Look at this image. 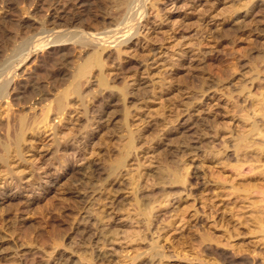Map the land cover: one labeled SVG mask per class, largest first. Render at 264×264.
Instances as JSON below:
<instances>
[{"label":"rangeland","instance_id":"1","mask_svg":"<svg viewBox=\"0 0 264 264\" xmlns=\"http://www.w3.org/2000/svg\"><path fill=\"white\" fill-rule=\"evenodd\" d=\"M114 1L92 0L88 12L77 0H0V71L17 74L0 108L37 122L22 158L0 164V264H264V0H151L129 26L138 35L109 58L97 47L102 68L42 125L46 103L93 52L50 45L18 65L15 49L63 25L96 38ZM74 14L79 23L50 25ZM31 80L47 99L37 108L15 100ZM253 125L261 135L239 141ZM129 138L135 149L114 172ZM175 152L186 181L162 183ZM136 199L148 200L149 230ZM154 244L161 258L148 254Z\"/></svg>","mask_w":264,"mask_h":264},{"label":"bare ground","instance_id":"2","mask_svg":"<svg viewBox=\"0 0 264 264\" xmlns=\"http://www.w3.org/2000/svg\"><path fill=\"white\" fill-rule=\"evenodd\" d=\"M148 2H151V0H115L114 6H110V7L108 6L109 7L108 10H106L107 12L105 13V15H103L102 22H103L105 28H104L103 33L99 34V36H97L96 38H92V37L91 38H85V36L84 37L82 36V34L84 33L82 30H79V29L70 30L67 27V25H63V27H65V28L61 29L59 31H51V30L49 31L48 29H45V28L42 29L38 33L41 37H40V40L37 41L38 42L37 45L33 46L34 42L30 43L28 41V39H25L24 42L22 43V45H20V47H17L15 49L16 50L15 56H20V61L16 62L18 65L25 62L33 53H35L37 51H42L46 47L48 48V46H50V45H51L50 48H54L56 50H58V49L63 50V48L65 46H67L69 43H73V44L78 45L82 48H88L91 52H93L90 55V57L88 58V60L83 65H81L76 70V72L73 73V75L70 76L71 79L69 78L70 79L69 85L65 89H63L62 91H59L58 94L55 96V99L53 101H49V103H46L45 106L48 109H47V112L44 116L43 121H41L42 125L46 126L48 124V119H49V115H50L52 108H56V110L60 114H63L65 112V109L69 106L70 97L72 95H76L78 97H81V87H82L83 80L84 79H86V80L90 79L91 72L95 66H99L101 68L103 66V62H102V54L103 53L102 52L107 51L105 56L107 58H109L110 52H108V50H110L111 48H114L119 53L121 46H123L125 43L131 41V39L135 35H138L137 30H134L133 28H130L129 26H136L140 23V20L144 16V12H145V9L147 7L146 5ZM91 4H92V0H77V3H76L78 8H81V9L85 8L88 12L90 10L88 8L91 7ZM152 6L154 7V4H152ZM98 7L104 8L103 6L102 7L98 6ZM77 10H79V9H77ZM121 20H122V23H118ZM27 21H29V20H27ZM80 21H81V18H79V15L78 16L75 15V16H73L71 18H67V19H65V17L62 15H58V16H53V18L50 21V25L51 24H60L63 22H65L67 24H74V23H79ZM28 23L26 21L25 22L17 21L16 24L19 27V29L24 31V30L29 29L33 26V24H28ZM123 23H128V25L126 27L127 28L126 32L115 33L116 28L115 29L109 28L112 25L117 26V24H118V26H120ZM99 46L106 47V49L104 48L105 50H103L101 52L97 48ZM57 57L58 58H56V60L60 61L61 64H64L65 56L60 55ZM101 75H102V77H101L100 82H101L102 86H107L108 81H107V78L103 75V70H102ZM16 76H17V74L12 75L11 68H9V69L5 68V69L0 71V99L9 100L13 97L12 96L13 94L11 91H14V88L11 87V84H12V81L16 79ZM32 80L29 82V86L26 89H24L23 92L18 93L15 96V100L18 102V104L22 105L23 107L26 105H29L30 108H37L35 105L37 103V102H35V98L38 96H41L39 98H41L42 101H47V99L46 98L44 99V96L41 95L42 90L40 89L41 88L40 84L37 83L36 81L33 82L34 80L33 81ZM48 81H49V84L53 88L54 87L56 88L58 86V82H56V80L51 79ZM17 89H19V88H17ZM23 107H21V109ZM10 111H11V109L9 110V108H7L6 111H4V110L2 111L0 108V164H1V166H4L5 168L9 166V161L13 155H15V157H17L19 159L22 158L23 146L27 141V135L31 130H33L34 126H35V128L37 126V125H35V124H37V122L31 121L29 114L25 113L24 110L19 111V113H17L18 111L16 113L14 111L15 114H10ZM35 130L36 129H34V131ZM254 132H257L258 134L261 135V133L259 132V129L255 125H253L251 127V129L247 132V136H245V135L240 136L239 141L245 142V144H247L246 142H247L248 136L253 135ZM134 146H135V144L133 142V139L129 138L128 142L125 145V154L120 155V157L118 158V160L115 163V166L113 168L114 172L117 169H119L120 167H122L124 165V163H126V159L129 156V154L131 153ZM244 148H247V147H244ZM248 148H249V146H248ZM263 148L264 147L261 146V147H259V150L262 151ZM171 156H172L171 162H173V164L169 163L168 165H166L165 170L158 171L159 173L157 172L155 179H157L158 181H160L162 183L165 182V183H169L171 185L184 184L186 181L185 174H183L184 175L183 176L180 173V171L183 170L180 167L181 166L180 163H183V162H180L181 159L177 160L176 152ZM142 176L143 175L140 172H137L136 176H131V185L135 187V185H137V182L139 181V179ZM134 187H132V188H134ZM135 188L137 190L138 186H136ZM150 198L148 197V199H150ZM142 199L140 201L138 199H136L134 206H136V204H137V213L136 214L140 215V217L142 216L144 218V220L147 221V222H145V224H146L147 230H149V226L151 223L152 210L150 209L148 211L146 208L149 206L146 203L148 200L143 202L144 199H143V201H142ZM138 220L141 221L140 219H137V222H139ZM145 224H144V226H145ZM262 228L264 229V226H262ZM113 234H114V236H116L115 233H113ZM139 235H140V233H139ZM108 237H110V236H108ZM210 238H208V240H210ZM142 239L145 240V237ZM150 247H152V246H150ZM159 251L160 250H158L157 245L154 244V246L150 250V253H148V254H150V255L152 254V256L154 258L155 257L161 258L162 253H160ZM153 257H152V259H153Z\"/></svg>","mask_w":264,"mask_h":264}]
</instances>
